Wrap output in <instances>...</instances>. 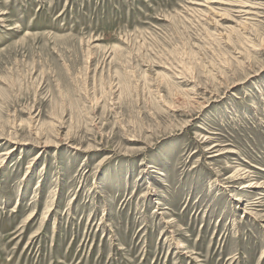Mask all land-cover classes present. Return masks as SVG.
<instances>
[{"label":"rangeland","instance_id":"1","mask_svg":"<svg viewBox=\"0 0 264 264\" xmlns=\"http://www.w3.org/2000/svg\"><path fill=\"white\" fill-rule=\"evenodd\" d=\"M2 157L0 264H264V0H0Z\"/></svg>","mask_w":264,"mask_h":264},{"label":"bare ground","instance_id":"2","mask_svg":"<svg viewBox=\"0 0 264 264\" xmlns=\"http://www.w3.org/2000/svg\"><path fill=\"white\" fill-rule=\"evenodd\" d=\"M246 6V5H245ZM249 11V10H248ZM246 11V12H248ZM250 12V11H249ZM253 12V11H252ZM252 14V13H251ZM252 19V18H251ZM217 145H213L210 147V149H214ZM14 151V148H10L9 150H7L6 152H4L3 154L4 155H7V154H11L12 152ZM214 151H218L217 149H215ZM220 153H216L215 155H219ZM36 155V154H35ZM40 156L39 154L36 156V158ZM214 156V154H213ZM3 158V157H2ZM3 161H4V158L2 159L1 163H0V167L2 166L1 164H3ZM254 185L253 184H245L243 187H253Z\"/></svg>","mask_w":264,"mask_h":264}]
</instances>
